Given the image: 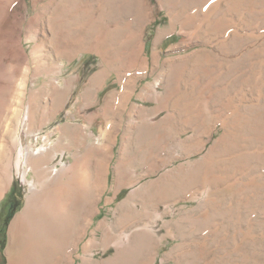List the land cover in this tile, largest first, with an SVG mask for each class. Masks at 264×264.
<instances>
[{
	"label": "rangeland",
	"instance_id": "1",
	"mask_svg": "<svg viewBox=\"0 0 264 264\" xmlns=\"http://www.w3.org/2000/svg\"><path fill=\"white\" fill-rule=\"evenodd\" d=\"M78 27L102 50L67 51ZM103 130L113 164H81ZM10 192L0 264H264V0H0Z\"/></svg>",
	"mask_w": 264,
	"mask_h": 264
},
{
	"label": "crops",
	"instance_id": "2",
	"mask_svg": "<svg viewBox=\"0 0 264 264\" xmlns=\"http://www.w3.org/2000/svg\"><path fill=\"white\" fill-rule=\"evenodd\" d=\"M97 85L95 88L98 89L99 83H96ZM90 92L87 90L86 94L88 95ZM105 105H110L108 102H105ZM107 131L102 132L100 134L101 137H106ZM61 136H59L60 138ZM92 137L91 133L87 130L85 131V137L84 142L85 145L89 143V138ZM74 136L71 133L62 134V139L60 140V143L57 145V147L51 149V154L53 157H57L61 152H71L74 153ZM99 146L94 147H88L86 148L85 154H83V160L81 164H103L102 169L106 168V164H113L114 159V149L117 145V142L113 139H103ZM32 164H50V159L47 157L46 154H40L35 157ZM93 170L94 168L89 165L87 167V170ZM87 201V200H86ZM95 202L93 200H89L86 203V211H85V218L88 221H91L94 217H96L99 214V211L95 209Z\"/></svg>",
	"mask_w": 264,
	"mask_h": 264
},
{
	"label": "bare ground",
	"instance_id": "3",
	"mask_svg": "<svg viewBox=\"0 0 264 264\" xmlns=\"http://www.w3.org/2000/svg\"><path fill=\"white\" fill-rule=\"evenodd\" d=\"M67 37L69 38L70 42L67 43L66 49L70 53L78 52L82 50H93V49H101L102 46L99 44L101 41L100 35L98 31H93V29H84V27L75 28L67 33ZM33 208V207H32ZM31 205L27 207L25 212L19 219L15 222L13 226V230L22 226L28 217L31 214ZM137 249L136 247H134ZM132 248V251L135 249ZM124 250L118 252L119 258L123 255Z\"/></svg>",
	"mask_w": 264,
	"mask_h": 264
},
{
	"label": "trees",
	"instance_id": "4",
	"mask_svg": "<svg viewBox=\"0 0 264 264\" xmlns=\"http://www.w3.org/2000/svg\"><path fill=\"white\" fill-rule=\"evenodd\" d=\"M150 36L148 37V40L151 39ZM176 39L177 37L175 36L168 37L166 40H164L163 46L168 47ZM86 59H87L86 56L83 55V57L77 62V64L86 61ZM123 193L124 192H121L119 195H122ZM21 204H22V198L15 199L14 196L11 195V192L7 193L6 196L0 202V221L2 220V218H4L6 210L8 215V217H6V222L9 221L10 218L16 213L18 208L21 206ZM8 206L10 207L8 208Z\"/></svg>",
	"mask_w": 264,
	"mask_h": 264
}]
</instances>
